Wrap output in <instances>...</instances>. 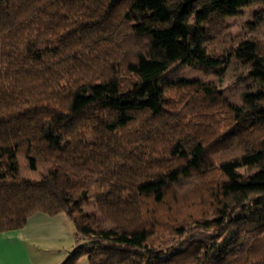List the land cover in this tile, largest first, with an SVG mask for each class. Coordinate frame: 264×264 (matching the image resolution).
Wrapping results in <instances>:
<instances>
[{
	"label": "trees",
	"instance_id": "16d2710c",
	"mask_svg": "<svg viewBox=\"0 0 264 264\" xmlns=\"http://www.w3.org/2000/svg\"><path fill=\"white\" fill-rule=\"evenodd\" d=\"M251 4L0 0V231L65 214L63 264H264V89L231 107L163 82L179 64L218 72L244 43L223 19ZM246 53L264 82V50Z\"/></svg>",
	"mask_w": 264,
	"mask_h": 264
},
{
	"label": "rangeland",
	"instance_id": "374dc122",
	"mask_svg": "<svg viewBox=\"0 0 264 264\" xmlns=\"http://www.w3.org/2000/svg\"><path fill=\"white\" fill-rule=\"evenodd\" d=\"M263 9L264 7L261 5L251 4L242 7L237 15L224 18L225 34H230L238 43L239 41H244V43L231 56L227 57L226 63L212 75L205 74L203 71L188 65H176L163 79L164 84L169 89L168 97L176 100L178 94L174 87L190 82H202L214 86L225 97L228 106L231 107H239L243 103L245 94L260 93L264 89V82L249 75L255 62L252 57L247 56L246 51L252 46L258 49L259 53L264 50V22H260L256 16ZM190 22L194 23L193 18ZM202 29L206 35L208 28L203 26ZM210 35L213 36L211 32ZM222 39L224 40V37ZM141 46V42L137 41L132 43L129 48L135 51ZM206 112L205 109L201 110V113L205 114ZM192 118L194 119V116ZM223 159L228 160L229 157ZM85 212L96 215V203L91 201L86 204ZM215 239H217L216 231H195L194 236H187L182 239V248L186 249L192 242L211 243Z\"/></svg>",
	"mask_w": 264,
	"mask_h": 264
},
{
	"label": "crops",
	"instance_id": "0c3cea01",
	"mask_svg": "<svg viewBox=\"0 0 264 264\" xmlns=\"http://www.w3.org/2000/svg\"><path fill=\"white\" fill-rule=\"evenodd\" d=\"M0 264H63L76 245L73 223L65 214H37L19 230L0 231ZM78 264H90L87 257Z\"/></svg>",
	"mask_w": 264,
	"mask_h": 264
},
{
	"label": "snow or ice",
	"instance_id": "6c2138e0",
	"mask_svg": "<svg viewBox=\"0 0 264 264\" xmlns=\"http://www.w3.org/2000/svg\"><path fill=\"white\" fill-rule=\"evenodd\" d=\"M0 244H2V241H0Z\"/></svg>",
	"mask_w": 264,
	"mask_h": 264
}]
</instances>
